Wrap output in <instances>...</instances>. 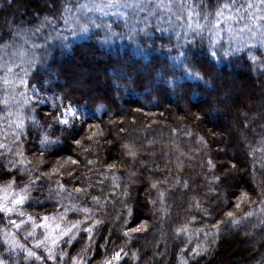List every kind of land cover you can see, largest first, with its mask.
I'll use <instances>...</instances> for the list:
<instances>
[{"label":"trees","instance_id":"16d2710c","mask_svg":"<svg viewBox=\"0 0 264 264\" xmlns=\"http://www.w3.org/2000/svg\"><path fill=\"white\" fill-rule=\"evenodd\" d=\"M64 2L74 7L76 0ZM187 3L199 15L190 20L185 16L179 22L167 12L147 21L146 13H141L127 23L119 15L105 16L103 20L112 24L116 33L105 39L106 30L93 27L88 33L72 36L76 23L63 12L61 0H0V35L6 38L0 40V144L4 145L0 148V183H26L30 176L51 172L58 162L71 157L77 163L65 165L63 175L53 173L51 179L42 176L34 181V196L25 205L28 212L63 216L66 224L79 220L80 226L86 228L99 220L101 225L92 232L102 229L100 240L107 235L115 243L127 242L147 264H164L165 257L170 264H198L216 252L227 234L244 236V229L249 227V242L253 243L255 233L263 231V236L254 239V246L248 245L254 248V254L249 259L248 255L244 258L238 254L240 261L235 264H264V40L245 27L252 26L246 6L251 3L253 11L264 14V2L235 0V8L244 10L236 12L230 7L222 17H216V11L222 4L231 5L232 0ZM226 13L235 20L226 23ZM62 16L67 17L68 24ZM145 23L148 28L144 31L134 30ZM36 28H40L38 33ZM54 29L67 36L68 47L57 39ZM49 34L52 39L47 40L51 52L47 64L52 69H63L61 78L53 81L57 87L44 83L47 74L40 69L47 65L29 67L27 63L33 53L41 51L33 44H44ZM212 39L215 45L210 43ZM189 61L204 76L203 81L185 72ZM5 64L15 65L9 80L23 77L28 81L26 87L35 85L39 95L47 97L45 103L31 100L23 105L24 135L19 141H15L10 121L17 104L26 97L18 94L24 86L16 84L13 91L12 86L3 83ZM169 79L174 86L169 85ZM231 88L247 92V102L240 95L228 105L236 111L234 122L231 116L223 120L228 113L226 104H220L231 99ZM53 95L64 97L60 107H53ZM189 102L202 106L192 107ZM55 103L61 104L59 100ZM181 103L188 105L185 112L179 107ZM67 104L87 113V117L70 122L74 124L70 131L69 126L53 120ZM100 104L104 107L100 108ZM29 116L39 124L34 125ZM247 123L250 128L244 132L242 126ZM44 134L55 141L46 151L40 144ZM74 139L81 144L73 143ZM18 151L23 152V157L16 155ZM21 159L26 162L15 168L8 164ZM209 160L213 166H209ZM57 181L64 184V190L55 187ZM152 183H157V189L151 188ZM49 185L53 194L60 193L59 197L46 198ZM76 188L85 191L78 193ZM125 190L128 196L123 195ZM160 191L164 192L163 201ZM240 191L247 196L237 198L236 192ZM93 196L99 202H94ZM237 203L240 207L231 211L241 222L232 225L225 217L228 211L222 210ZM85 207L88 213L65 212V208ZM129 208L133 210L131 215ZM246 212L251 216H245ZM217 221H225L219 225L218 233L212 228ZM141 222H147L146 230L124 235ZM178 228L183 231L177 233ZM210 231L215 234L214 244L205 237ZM149 239L154 241L152 246L155 244L150 250ZM237 240L245 243L246 239ZM201 244L208 251L193 261L190 253ZM0 259L13 264L2 256L1 249Z\"/></svg>","mask_w":264,"mask_h":264},{"label":"snow or ice","instance_id":"6c2138e0","mask_svg":"<svg viewBox=\"0 0 264 264\" xmlns=\"http://www.w3.org/2000/svg\"><path fill=\"white\" fill-rule=\"evenodd\" d=\"M262 2H264V0H262ZM61 4L63 7V12L66 13L68 16H71L73 18V20L76 23V27H73L71 29V35L72 36H76L79 33H88L90 27L93 28H100V29H105V39L110 38L111 35H115L116 33L113 32L112 30V24L110 23H106L103 20V17L108 16V15H119L126 23L130 20V18H139L141 13H146V15L144 16V21H147L149 17H154L157 16L158 13H164L167 12L168 14H170V17H174L175 21L179 22L181 20L185 19V16L187 17L188 20H190L192 18L193 15H199V13H195L194 10L192 9V6H190L187 3V0H102V2H96V0H87L86 3H81L80 0H76L75 6H71L67 3L64 2V0H61ZM233 8L236 12H240L243 11L244 9H236L235 8V0H232V4L229 5L227 3L220 5V9L221 10H217L215 15L216 17H222L224 16V12L222 10H227L229 8ZM248 11V19L251 22V27H249L248 25H246L245 27L247 28V30L249 32L252 33L253 36L259 34L261 37V40H264V25L261 24L262 21H264V14H257V11H253V9L255 8V6L251 3H249L247 6ZM61 18H63L65 20V24H68V19L65 16H62ZM205 18H207V14L205 13ZM49 23L52 22L50 17H46L45 18ZM233 19L232 15H228L227 17H225V22L227 23L228 20ZM99 20V22H98ZM139 19H137V24L139 23ZM216 23H219V20L216 21ZM189 27H192V25H188ZM41 27H43V25H41ZM196 29L200 28V25L197 24ZM148 28V24L145 23L143 28H139V29H134V30H138V31H144L145 29ZM230 30V29H229ZM40 31V28H36L35 32L38 33ZM54 31L57 33V39L60 40V42L63 44L64 47H68L67 44V36H64L59 29H54ZM243 31V30H241ZM18 35V33H16ZM131 35V32H130ZM6 39L4 36L0 35V40H4ZM52 36L51 34H49L45 40L44 44H33V48H39L41 49V51L37 54V53H33L29 60L27 61V63L29 64V67H36L37 64L40 65H47V67H44L40 70L44 71L47 75L46 78L44 80V83L49 84L51 87H57L58 85L54 84L53 81L54 80H58L61 78V74L63 72V69L57 68V69H52L51 65L47 64V57L51 54L49 47L47 45V40H51ZM210 43L212 45L216 44V40L212 39L210 41ZM7 44H4L3 47H7ZM23 54V53H21ZM213 56L217 55V52H212L211 53ZM225 55H228V52L226 51L224 53ZM181 55H185L184 53H181ZM186 58V57H185ZM2 67H4L6 75L5 78L3 80L4 84H8L10 86L13 87V91H15V85L19 84L22 86H26L28 84V81L25 80L23 77H14L12 80H9L7 77L9 75H13V68L15 67V65H2ZM196 66L194 64H192L190 61L189 63L185 66V72L190 75L193 76L195 79L197 80H204V76L201 74L200 71L195 70ZM24 75H27V72L24 73ZM205 83H207V81H204ZM169 85L174 86V81L172 79L168 80ZM31 91L36 93V100L37 103H45L47 97L45 96H41L39 95L38 90L36 89L35 85L31 86ZM19 95H23L26 98L23 100L22 103L17 104V110L14 114V119L12 121H10V126H13V131L15 132V141H19L21 136L24 135L23 133V128H24V119L23 117V113L21 111L22 107L24 104L28 103V98H27V93H18ZM51 99L53 100V107L57 108L60 107L63 104V100L64 97L63 96H57V95H53V97H51ZM59 100L61 102L60 105H57L55 103V101ZM15 102V101H14ZM3 103L7 104V101H3ZM100 108H103L104 105L100 104L99 105ZM78 109L75 108L74 106H72L71 104H69L68 107L64 108L63 110V117L61 114H57L55 116H53V120L60 124V125H64V126H69L68 131H70L72 128H74V124H70V121L66 118L67 115H72L75 119H79L80 117L76 115ZM9 116H13L12 112L8 113ZM28 119L32 120L34 125H38L39 121L36 120V118L34 116H29L27 117ZM86 122V121H84ZM49 127H51V125H49ZM91 127H98V126H93L90 125ZM99 133H94V135H97ZM89 140L92 139V136L88 137ZM53 143H55V141H53L49 135L44 134L40 140V144L42 146L43 150H47L49 145H52ZM73 143H75L76 145H80L81 141L78 139H74ZM4 147L3 144H0V148ZM129 155L134 156L135 153L134 152H129ZM16 155H19L21 157H23V152L18 151L16 153ZM41 155H43V151L41 152ZM26 162L25 159H21L19 161H8V164L11 165L12 168H15L17 166V164H24ZM39 163H44L43 160H40ZM73 164L75 165L77 163L76 160H73L71 157H68L66 160H64L62 163L58 162L57 166L53 167L51 172H46V173H41L40 175L36 176L35 178H32L31 176L29 177V180L27 183L24 184V187L20 190L21 193L20 195H16L14 198H12L11 200L5 202H0V213H14L17 212V205H21L25 202V200L31 198V186H35L34 185V181L35 180H40L42 178V176H48L49 179H51L52 174L53 173H58L60 175H63L64 173L61 172V169H63L65 167V165L67 164ZM89 163H92V161H89ZM209 166H213L212 165V161L209 160L208 161ZM108 167H113V165H109ZM21 171H25L24 169H21ZM68 176H72L71 172L67 173ZM216 180H220L219 177L216 178ZM177 182H179V180H177ZM162 183V182H161ZM12 186V183L9 182L7 187L10 188ZM56 188H59L60 190H64L65 186L64 184L60 183L59 181H57ZM158 185L157 183H152L151 184V188L153 189H157ZM185 187H187V183L185 182ZM76 192H83L85 191V189H81V188H76L75 189ZM209 191H214V189L210 188ZM48 197L46 198H56L60 196L59 192H55V194H53V190H52V185H49V189H48ZM123 195L128 196L129 193L127 190L124 191ZM245 196H247V193H241V199H243ZM163 197H164V192L160 191L159 192V198L161 199V201H163ZM91 199L94 202H99L98 201V197H91ZM151 203L155 204V201H150ZM126 206V205H125ZM197 207H200L199 204H197ZM236 208L240 207V203H237L235 205ZM79 211L82 210L85 213L89 212L88 208H83V209H76V208H65V212L67 211ZM129 214L131 215L133 210L132 209H128ZM205 214H207V210H204ZM19 215L22 217L24 216L23 212H19ZM245 216H251L250 212H246ZM225 217L230 220V223L232 225H239V223L241 222L240 219L238 217H236L234 215L233 211H228L225 213ZM49 219L48 216H44L42 218V223L40 225H36L35 221H33V217L32 216H28V220L32 221V227H43V228H48L49 225L46 223H43V221H47ZM59 219L63 220L64 217L60 216ZM225 221H217L216 224L212 225V228L216 230V232H219V225L221 223H224ZM12 225L14 227L19 228L22 224H24V221L21 220L19 224L16 223V221H12L11 222ZM80 221L77 220L76 222H69L66 226H61L60 224H56L55 228L53 230V233L51 235H45L43 240H38L36 242V248H41L43 247L45 249L46 252V259L49 261H55L57 259V255L59 256V259L61 261H64L65 257L69 255L68 251L65 250H61L58 254L55 252L56 246H58L61 242L71 245L74 247V241H76L77 236L76 233L78 231H80ZM127 223V221H126ZM101 225V221L96 220L93 221L92 224H90V226L88 228H85L83 231L87 232L89 234V237L91 238L92 235V231L93 228L96 226ZM147 229V222H141L139 225H137V227L135 228H131L128 232H125L124 235L125 236H129L130 233H140L144 230ZM183 231V229H176V232L179 233ZM27 235L29 236H35L34 232L29 231L27 233ZM205 237L208 240L209 244H214L216 242L215 239V234L213 232H206L205 233ZM107 239V238H105ZM49 241L51 243V246H49ZM5 244L9 245L8 248L5 249V251L7 252H14L15 249L17 247L21 248L25 253V260H29V259H35L37 261H40L42 259H44L43 256L41 255H37L36 251H33L31 249L25 248L23 245H18L15 241V237H12L11 240L5 239L4 241ZM100 247H104V245H100ZM86 249H82L81 253H77V256H73L71 257V264H83V256L82 253H86ZM208 251V248L206 246H204L203 244L198 245L196 248H193L190 256L192 257L193 261H195L196 257L198 256H202V254H206ZM136 254L133 253V256H135ZM121 259V255L119 252L114 253V255L112 256V259L109 260H104L103 264H112L113 260H120ZM0 264H5V261L3 259H0Z\"/></svg>","mask_w":264,"mask_h":264},{"label":"rangeland","instance_id":"374dc122","mask_svg":"<svg viewBox=\"0 0 264 264\" xmlns=\"http://www.w3.org/2000/svg\"><path fill=\"white\" fill-rule=\"evenodd\" d=\"M222 11H225V10H222ZM226 16H227V13H226ZM233 20H235V19L233 18ZM236 83H238V82L236 81ZM19 92L27 93L28 101L36 100V98H35L36 93L31 91V87H26V86L21 87ZM241 92H242L241 89H236V88L232 89L231 88V90L229 92L230 96H232L231 99L227 98V99H224V101L220 102L221 105H223V103L226 104L225 105L226 107L224 109L228 113L226 116H223L224 117L223 120H226L227 118L228 119L231 118L232 122H234L236 120L235 119L236 116L234 115V114H236L235 113L236 111L234 109L230 110V107H228V105L233 102L232 98L233 99L239 98L240 95H243V98L247 102V94H246L247 92H245V93L242 92V94H241ZM189 104H190V102H189ZM68 106H69V104H67L61 108L59 114L62 115V118H64L63 117V110H64V108H66ZM72 106H74L75 108L78 109L76 115L80 117L79 119H83V118L87 117V113L83 109H81V108H79L73 104H72ZM187 106L188 105H186L185 103H181L179 105L180 109L184 112L188 109ZM190 106H192V107L196 106V108H197V107H201L202 105H194L193 106L192 104H190ZM123 109L124 108H122V110ZM66 118L70 122L72 120H76L72 115H67ZM244 125H246V126H244ZM244 125L242 126V128H243L244 132H246L245 130L246 129H247V131L249 130L250 124L247 123ZM64 127H66V126H64ZM214 128H215V126H214ZM244 132L242 131V134ZM232 155L234 157H236L235 156L236 154H232ZM232 155H231V157H232ZM234 160L237 161L238 159L235 158ZM230 161H231V158H230ZM229 165H231V164L229 163ZM230 167H232V166H230ZM9 182L12 183V186L10 188L7 187ZM24 184H25V182L19 184L13 180L4 181V182L0 183V202L6 203L7 201L14 198L16 195L23 194V193H21L20 190L24 187ZM30 188H31V198L25 200V202L23 204L17 205L16 206L17 212L7 213V214L6 213H0V223H1L0 224V249H1V253H2V256L4 258L9 259L13 264H71V257L77 256V253H81L82 249L87 250L86 253H82L83 264H103L104 260L112 259V256L116 252L120 253L121 259L120 260H113L112 264H147V263H143L141 261V259H139V255H137V253H136L137 250H135V247L131 248L129 246V244H127V242L126 243H115V241H110V239H108L107 235H104L103 239L100 240L98 237L100 236L102 229L92 232V235L90 238L89 234L87 232L83 231L86 227H81V226H80V231H78L76 233L77 239H76V241H74V249H72L73 246L65 244L63 242H61L58 246H56L55 252L57 254L61 250H65V251L69 252V255L65 257L64 261H61L59 259L58 255H57V259L55 261L47 260L45 249L43 247L36 248V242L38 240H43L44 236L46 234L51 235L53 233V230H54L56 224H60L62 227L66 226L67 224L65 223L64 219L63 220L59 219L60 216L52 214V213L28 212L25 209V205H27L30 201H32V198L34 196L33 192L35 193L34 186L30 185ZM238 188L239 187L236 188V191L238 190ZM243 190H248V189L246 187H244ZM240 192L242 193V191H240ZM240 192H236L237 195L236 194L235 195L237 196V198L240 197V195H241ZM35 198H36V196H35ZM226 198H227V196H226ZM227 199H229V198H227ZM235 208L236 207L235 206L233 207V204H232L230 207H227L226 209L224 208L222 210V212L231 211L232 209L234 210ZM19 212H23L24 216L21 217L19 215ZM28 216L33 217V221H35L36 225H40L42 223V218L44 216H48L49 219L47 221H43V223L48 224L49 227L47 229L43 228V227H32V221L28 220ZM21 220L24 221V224H22L19 228L14 227L11 223L12 221H16V223L19 224ZM246 226H247V224L245 223L244 227H246ZM231 228L233 229L232 226H231ZM248 229H249V227L244 229V231H245V233L243 234L244 236L230 235V234L228 235L227 234L228 231H225V234H227V235L223 238L222 242L216 247V252L211 254L209 257L204 258L198 264H235L236 262L240 261L239 255H242L244 258H246V256L248 255V259H249L252 256V253L254 254V248L250 249L248 247V245L254 246V239H258V238L261 239L263 236V231H261L262 233L261 232L255 233V235L253 237H251V240L253 241V243H251V242H249L250 237L246 236V230H248ZM29 231L34 232L35 236L27 235V233ZM12 237H15V241L18 245H23L25 248L36 251L37 255L43 256L44 259H42L40 261H37L34 258L29 259V260H25L24 257L26 255V253L19 247H17L14 252L5 251V249L8 248L9 245L5 244L4 241H5V239L11 240ZM105 238H107V239H105ZM237 238L246 239V240H244L246 244L243 243L242 240H237ZM147 242H148L147 246H149V250L153 249L155 247V244H154V246H152V243H154V241L151 242L149 239V240H147ZM77 243H78V245H77ZM75 244H76V246H75ZM65 245H66V247H64ZM100 245H104V247H100ZM116 245H118V246H116ZM49 246H51L50 241H49ZM98 247H99V249H98ZM245 249H247V250H245ZM96 251L99 252V254L96 253ZM133 253H135L136 255L133 256ZM165 259H166V263H164V264H170L168 258L165 257Z\"/></svg>","mask_w":264,"mask_h":264}]
</instances>
